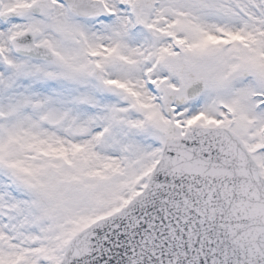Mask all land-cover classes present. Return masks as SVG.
Segmentation results:
<instances>
[{"label":"snow or ice","instance_id":"snow-or-ice-1","mask_svg":"<svg viewBox=\"0 0 264 264\" xmlns=\"http://www.w3.org/2000/svg\"><path fill=\"white\" fill-rule=\"evenodd\" d=\"M0 264H264V0H0Z\"/></svg>","mask_w":264,"mask_h":264}]
</instances>
